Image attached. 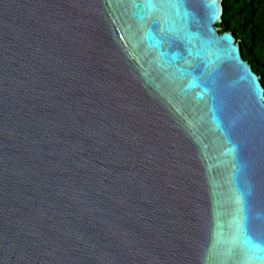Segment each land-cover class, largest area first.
I'll list each match as a JSON object with an SVG mask.
<instances>
[{"label":"water","instance_id":"obj_1","mask_svg":"<svg viewBox=\"0 0 264 264\" xmlns=\"http://www.w3.org/2000/svg\"><path fill=\"white\" fill-rule=\"evenodd\" d=\"M223 13L0 0V264H264V85Z\"/></svg>","mask_w":264,"mask_h":264},{"label":"trees","instance_id":"obj_2","mask_svg":"<svg viewBox=\"0 0 264 264\" xmlns=\"http://www.w3.org/2000/svg\"><path fill=\"white\" fill-rule=\"evenodd\" d=\"M224 13L218 25L232 30L241 42L243 57L261 75L264 85V0H223Z\"/></svg>","mask_w":264,"mask_h":264},{"label":"snow or ice","instance_id":"obj_3","mask_svg":"<svg viewBox=\"0 0 264 264\" xmlns=\"http://www.w3.org/2000/svg\"><path fill=\"white\" fill-rule=\"evenodd\" d=\"M253 247H258L257 245H253Z\"/></svg>","mask_w":264,"mask_h":264}]
</instances>
